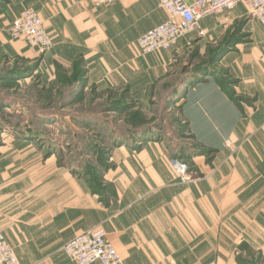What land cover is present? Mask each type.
<instances>
[{
    "label": "crops",
    "instance_id": "0c3cea01",
    "mask_svg": "<svg viewBox=\"0 0 264 264\" xmlns=\"http://www.w3.org/2000/svg\"><path fill=\"white\" fill-rule=\"evenodd\" d=\"M26 8L37 12L53 42L42 56L24 39L8 34ZM246 10L237 4L220 11L217 28ZM206 17L204 26L211 22ZM165 20L158 0H122L101 7L88 0H0V41L23 58L40 59L43 81L56 90L70 86L71 107L92 99L91 92L103 97L129 92L132 100L152 97L169 83L177 92L184 89L180 59L186 38L168 51L148 55H141L137 45ZM246 25L251 27L249 40L236 45L220 64L237 81L235 96L250 104L240 111L218 84L191 101L196 112L212 107L198 108L195 101L201 96L217 101V126L222 128L217 137L223 139L217 158L228 161L218 163L217 176L207 181L175 182L166 156L157 157H164L161 149L142 150L128 152L130 158L106 170L104 181L113 194L99 196L85 178L45 158L34 143L0 133L5 135L0 136V229L19 264H74L63 245L95 228L105 231L125 264L264 261V180H244L236 173L264 171V27L253 18ZM100 96L93 103L101 102ZM8 105L13 103L0 100V120L12 117ZM246 137L251 140L244 146ZM244 185L251 190L245 197L247 215L238 213Z\"/></svg>",
    "mask_w": 264,
    "mask_h": 264
},
{
    "label": "rangeland",
    "instance_id": "374dc122",
    "mask_svg": "<svg viewBox=\"0 0 264 264\" xmlns=\"http://www.w3.org/2000/svg\"><path fill=\"white\" fill-rule=\"evenodd\" d=\"M221 12L207 16L211 22L205 26L201 22L199 30L184 37L187 42L180 59L183 90L177 92L170 88L174 84L169 83L155 91L152 97L139 95L132 100L128 98L129 92H116L109 97L91 92L92 99L71 107L67 102L70 86H65L63 91L56 90L53 84L43 81L40 59L23 58L14 48L0 41V100L13 103L8 105L12 117L0 120V133L34 143L45 158H53L90 182L92 190L99 196L113 194L111 184L104 181V173L130 158L128 152L137 154L142 150L161 149L164 157H157L166 156L173 168V180L182 185L217 176V164L228 161V158H217L223 142L217 137L222 132L217 126V101L201 96L195 101L197 107H209L207 104L212 107L196 112L192 98L205 95L208 91L203 90L211 85L217 88L218 84L240 111L245 104H250L241 95L235 96L237 81L220 63L236 45L249 40L251 27L246 23L252 17L246 10V15L234 17L226 27L217 28V15ZM27 47L33 48L28 44ZM99 95L102 101L93 103ZM212 112L216 118L210 122ZM7 126L11 128L7 129ZM250 140L251 137H246L244 146ZM227 142L224 143L226 147ZM196 157L201 160L196 161ZM175 163L184 166L181 165L184 174L177 171ZM238 167L241 168V164ZM236 173L244 180H264L262 170H238ZM249 187L244 185L239 189V214L251 213L246 208L245 198L251 194ZM257 209L263 210L261 205ZM238 223L246 228L245 220L239 219ZM256 263L264 264V261Z\"/></svg>",
    "mask_w": 264,
    "mask_h": 264
},
{
    "label": "built area",
    "instance_id": "2783aa9c",
    "mask_svg": "<svg viewBox=\"0 0 264 264\" xmlns=\"http://www.w3.org/2000/svg\"><path fill=\"white\" fill-rule=\"evenodd\" d=\"M88 1L94 7H101L122 0ZM158 2L166 13V20L138 39L137 45L141 55L170 50L180 39L199 30L200 22L205 16L222 10H231L240 3L245 5L249 15L264 27V0H158ZM8 34L13 40L24 39L42 54L53 47L43 20L31 8L20 12L8 28ZM62 251L74 264H125L102 228L75 236L63 245ZM0 264H19L1 229Z\"/></svg>",
    "mask_w": 264,
    "mask_h": 264
},
{
    "label": "bare ground",
    "instance_id": "6f19581e",
    "mask_svg": "<svg viewBox=\"0 0 264 264\" xmlns=\"http://www.w3.org/2000/svg\"><path fill=\"white\" fill-rule=\"evenodd\" d=\"M174 167L177 169V171L183 173V171H182L183 167H182L179 163H175V164H174ZM183 174H184V173H183ZM185 175H187V174H185ZM188 176H189V175H188ZM184 178H185V177H184Z\"/></svg>",
    "mask_w": 264,
    "mask_h": 264
},
{
    "label": "trees",
    "instance_id": "16d2710c",
    "mask_svg": "<svg viewBox=\"0 0 264 264\" xmlns=\"http://www.w3.org/2000/svg\"><path fill=\"white\" fill-rule=\"evenodd\" d=\"M88 183H89V185H90V182H88ZM90 187L93 189V186H92V185H91ZM93 192H94V191H93Z\"/></svg>",
    "mask_w": 264,
    "mask_h": 264
}]
</instances>
